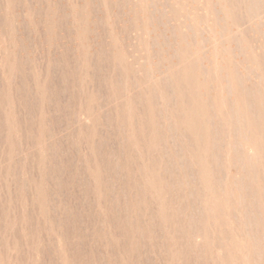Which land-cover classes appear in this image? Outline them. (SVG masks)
I'll return each mask as SVG.
<instances>
[{"label": "rangeland", "instance_id": "obj_1", "mask_svg": "<svg viewBox=\"0 0 264 264\" xmlns=\"http://www.w3.org/2000/svg\"><path fill=\"white\" fill-rule=\"evenodd\" d=\"M99 1L0 0V264H220L216 258L208 259L201 237L197 238L198 245L193 240L190 244L187 235L180 237L177 230L181 224L187 226L190 218L186 212L187 216L181 213L184 219H180L173 210L179 197L186 198H182L183 205L189 204L186 208L195 220L193 225L199 219V203L192 193L197 189V177L194 167H185V141L178 139L159 113L154 115H159L155 117L159 122L156 134L165 133L162 141L165 139L163 143L168 146L160 140L155 149L146 145L141 136L147 118L144 92L129 84L128 99L113 97L122 73L110 55L109 35L116 36L128 60L136 41L129 29L128 1L114 0L106 6L104 2L110 0ZM157 1L153 0L156 9ZM162 6L156 11H165L166 5ZM150 10L146 18L154 29L157 14ZM48 19L52 22L50 34L46 29ZM82 23L90 49L86 55L81 54L78 44ZM153 34L147 43L149 53H153L150 56L172 51L171 40L163 41V34L160 38L155 31ZM157 49L160 53L155 54ZM159 82V89L165 90L164 97L169 100L165 98L169 103L166 106L171 108L175 101L171 89L162 78ZM153 101L152 107H160H153L154 113L161 107L164 111L161 99ZM91 108L92 118H83ZM171 139L178 143L169 142ZM154 171L162 183L167 182L162 187L166 185L163 191L169 208L175 204L169 214L175 217L176 228L156 217V204L146 187ZM174 175L185 181L187 178L191 190L186 187V195L172 188ZM125 229H129L130 237ZM251 231L257 235L260 229L252 225ZM215 234L208 240L212 242ZM185 247L192 254L186 259L179 253ZM261 257L264 260V254Z\"/></svg>", "mask_w": 264, "mask_h": 264}, {"label": "bare ground", "instance_id": "obj_2", "mask_svg": "<svg viewBox=\"0 0 264 264\" xmlns=\"http://www.w3.org/2000/svg\"><path fill=\"white\" fill-rule=\"evenodd\" d=\"M111 1L114 2V0L105 1L104 5L106 2L112 3ZM127 1L129 3L127 7L129 29H131L135 37L133 40L136 42L131 59L128 60L122 49L118 47L116 36L109 35L110 55L112 60L119 65V70L122 73L121 81L115 86L113 93L110 92L113 97L115 96L120 100L129 98V84L134 85V89L139 88L140 92H144V94L142 92L145 103L143 108L147 112V118L146 126L141 131L143 141L153 149L158 144L157 140H160L163 146H168L164 145V143L166 144L165 139L163 140L164 143L162 141L167 135L162 137L165 133L160 134V137L156 134L159 122L157 123L158 120L155 117L159 115H154L162 114L164 119H161L167 121V127L177 134L178 139L182 138L185 141L184 143L179 140L187 148V158L184 160L187 165L185 167L189 164L192 169L194 167L197 177L196 184H198L197 189H194V192L191 191L196 195L195 198L198 201L196 202L199 203V219H197V225H193L195 220L191 218L192 215H189L191 214L189 213L190 209L186 208L189 204L186 203L187 206L185 207L183 205L182 198L184 196L181 198L179 194H176V197L179 195L178 197L181 199L178 203L179 207L172 202L179 211L173 205H170L171 208H169L167 205L169 201L166 203L167 196L163 191L166 185L162 187L166 181L162 183V178L160 179L154 171L146 187L152 193L154 201L152 203L156 204V217L161 223L165 222L176 228L179 225L176 224L175 217L173 218L169 214V209L176 208L173 210L180 214V219H184L187 216L186 212H188V216H190V218L187 217L188 227L181 224L177 227L178 233L180 237L185 233L189 243L190 240L192 242L190 244H194L193 241H195V245L198 241L197 238L201 237L203 245L201 247L206 251L207 257L211 261L216 258L220 264H254V261L256 264H264L261 257L264 254V0H166L165 2L160 0V4L166 3V6L161 5L162 7L165 6V11L161 9L160 13L156 11L161 8L157 0V9L153 0ZM124 2L126 1L124 0ZM147 3H149L147 6L144 5ZM93 8L96 7L93 6ZM97 9L99 10V8ZM150 9L154 10L153 15L154 12L157 14L154 29L152 28L153 23L148 24L151 20L147 21L146 18V12ZM161 11L164 13L161 14ZM82 14H84L83 11ZM108 17H111V14ZM150 18L152 19L149 16ZM49 20L46 23L48 34L52 29V25L50 26L52 22ZM104 23L106 26L109 25L108 20H105ZM104 23L102 22V24ZM83 26L84 23L81 25L78 44L81 54L86 55L90 49H88L84 36L85 27ZM87 30L90 29L87 28ZM4 31L7 30L4 29ZM153 31L158 33L157 36L163 34V41L165 39L172 41L171 45L173 46L172 49L170 48L172 51L167 55L162 53L160 56H150L153 53H149L147 43L154 37ZM162 45L168 47L167 44ZM159 48L161 50V45ZM158 51L157 49L155 54L160 53ZM27 60L29 59L27 58ZM129 75L133 80L132 82H129ZM161 78L171 89V92L168 91V93L170 92L171 97L173 96L172 99L175 100L174 104L171 101L173 104V106L170 105L171 108L166 106L169 104L167 103L169 100L164 97L166 96L165 90H161L162 83L160 84L161 87L159 85ZM157 97L159 100L161 99L160 102L165 105V109L162 111L161 107V110L158 111L154 108L157 111L154 113L153 107L160 108L157 105L160 102H156L157 106L152 107L153 99ZM165 98L167 101H164ZM83 116V118L91 119L93 116L92 108ZM161 131L160 133H162ZM175 134L173 135L175 136ZM37 140L39 139L37 138ZM171 140L169 142L178 143L177 140ZM178 154L177 157H179ZM178 160L181 161V159ZM171 164L175 165V163ZM186 175L184 176L186 177ZM175 176L177 177V175L172 176L175 179L172 177L169 179H173V187H171L177 193L186 195V187L187 190L189 189L187 178L185 181L183 177L176 178ZM174 191L172 192L175 193L176 191ZM245 192L248 196L247 201H245ZM187 196L189 195L187 194ZM113 202L115 203V201ZM138 207L140 208V206ZM181 213L184 214V218ZM251 213H254L252 217L250 216ZM178 214L177 218L179 217ZM124 217L126 218V216ZM158 222H156L157 225H159ZM252 225L260 229L257 235L252 234ZM185 227L188 229L186 230ZM212 230L216 233L214 240H212V242L217 240L215 245L210 241L214 233ZM124 233L130 237L129 229H125ZM209 235L212 237L210 238ZM172 238L170 237L169 240ZM169 245L168 247H171ZM129 247L127 248L130 250L131 247ZM190 252L191 250L186 247L179 251L180 255L185 256V258L182 256L184 259ZM173 254L175 256V252ZM183 258L182 260H184Z\"/></svg>", "mask_w": 264, "mask_h": 264}]
</instances>
